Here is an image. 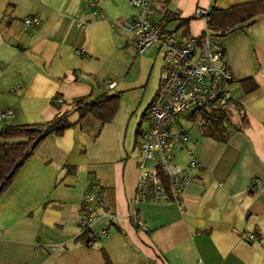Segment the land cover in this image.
<instances>
[{
  "label": "crops",
  "instance_id": "0c3cea01",
  "mask_svg": "<svg viewBox=\"0 0 264 264\" xmlns=\"http://www.w3.org/2000/svg\"><path fill=\"white\" fill-rule=\"evenodd\" d=\"M87 1L0 0V111L13 110L0 129L46 121L91 91L120 94L110 121L74 114L76 124L46 138L2 194L0 264H107L104 253L112 264H264V12L224 36L210 30L208 17L193 16L198 6L210 11L256 0H155L153 15L170 31L188 37L208 30L223 47L233 75L224 106L229 120L221 139L204 131L200 116L183 115L196 123L182 124L199 167L180 202L135 207L138 138L157 89L146 100L126 95L145 75L141 54L147 49L139 53L131 35L111 22L129 17L134 7L128 0H99L103 15L97 16ZM27 15L40 16L38 29L24 26ZM182 19H189L187 29L179 26ZM246 77L256 83L250 92L240 84ZM110 82L115 85L106 87ZM57 97L63 99L60 107ZM175 161L187 166L183 149L175 150ZM89 181L105 206L85 240H76ZM133 209L150 230L134 224ZM109 212L116 217L104 236ZM246 231L258 241L245 240Z\"/></svg>",
  "mask_w": 264,
  "mask_h": 264
},
{
  "label": "built area",
  "instance_id": "2783aa9c",
  "mask_svg": "<svg viewBox=\"0 0 264 264\" xmlns=\"http://www.w3.org/2000/svg\"><path fill=\"white\" fill-rule=\"evenodd\" d=\"M99 0H88L93 13L103 15ZM134 12L121 21H112L111 26L128 32L139 53L158 43L162 49V64L156 94L148 109L149 123L140 130L138 147V175L131 196L132 206L146 201L175 200L180 202L191 171L199 167V158L190 145V133L181 118L197 108L224 107L230 99L227 85L232 80V71L227 65L223 47L212 39L208 30L200 35L179 36L166 27L163 18L153 15L155 0H128ZM209 9L196 7L194 17H207ZM26 28L36 30L41 25L38 15H27L22 20ZM110 82L106 87H113ZM62 103L61 97L56 98ZM13 114L11 108L0 111V120ZM183 149L188 158L187 166L175 161V150ZM167 182H165V180ZM258 181V179H255ZM105 199L90 181L80 201L78 217L79 234L90 232L98 212L104 208ZM101 235L109 234V226L116 217L106 214ZM130 219L143 230L148 224L137 214ZM245 240L258 241L254 231L244 233ZM86 242L90 243V240Z\"/></svg>",
  "mask_w": 264,
  "mask_h": 264
},
{
  "label": "trees",
  "instance_id": "16d2710c",
  "mask_svg": "<svg viewBox=\"0 0 264 264\" xmlns=\"http://www.w3.org/2000/svg\"><path fill=\"white\" fill-rule=\"evenodd\" d=\"M264 12V0H256L230 6L228 8H212L208 12L210 30L216 35L224 36L236 29L237 25ZM170 12H165V17H170ZM189 19H182L179 26L187 29ZM244 92H250L256 88L252 77L240 79ZM58 107L61 104L54 101ZM120 104L119 93L102 91L97 95L91 91L72 100L71 109L58 111L52 118L35 123L4 124L0 129V197L10 187L20 169L36 148L49 136L61 135L76 124L78 119L91 115L102 122L110 121L116 114ZM78 119L74 120L73 115ZM200 116L203 119L202 127L210 136L225 139L223 132L226 122L229 120L225 107L197 108L188 113V117L196 120ZM165 182L166 179H164ZM88 232L79 234L76 240H85ZM107 264H112L104 253Z\"/></svg>",
  "mask_w": 264,
  "mask_h": 264
},
{
  "label": "rangeland",
  "instance_id": "374dc122",
  "mask_svg": "<svg viewBox=\"0 0 264 264\" xmlns=\"http://www.w3.org/2000/svg\"><path fill=\"white\" fill-rule=\"evenodd\" d=\"M169 26L173 28L175 27L174 23H170ZM173 33L179 34L180 30H174ZM159 48L161 49V47H159V44L154 43L151 48L147 49L145 53L141 54V57L144 56V59L146 61L145 75L143 79H140L141 81L138 87L127 91V96H134L135 100L137 101L144 96V99L146 100L148 95L157 89L161 71L160 66L162 64V49L160 50ZM119 88V86L116 87L114 91H118ZM143 92H145L144 95ZM144 104L145 103H143L142 106H144ZM63 108H65V106H63ZM146 121L147 123L149 122L148 120ZM181 122L188 127L196 126L195 122L189 121L187 120V118L184 117L181 118Z\"/></svg>",
  "mask_w": 264,
  "mask_h": 264
}]
</instances>
